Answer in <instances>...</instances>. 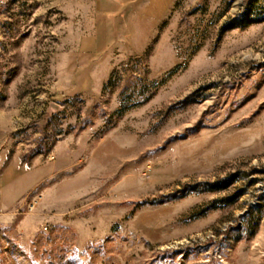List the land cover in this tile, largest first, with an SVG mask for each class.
Instances as JSON below:
<instances>
[{
  "label": "rangeland",
  "instance_id": "obj_1",
  "mask_svg": "<svg viewBox=\"0 0 264 264\" xmlns=\"http://www.w3.org/2000/svg\"><path fill=\"white\" fill-rule=\"evenodd\" d=\"M0 124V264H264V0H13Z\"/></svg>",
  "mask_w": 264,
  "mask_h": 264
},
{
  "label": "crops",
  "instance_id": "obj_2",
  "mask_svg": "<svg viewBox=\"0 0 264 264\" xmlns=\"http://www.w3.org/2000/svg\"><path fill=\"white\" fill-rule=\"evenodd\" d=\"M5 127L0 124V221H9L17 203L52 173L49 164L40 165L39 158L31 163L21 161V150L11 156L6 146ZM4 223V222H3Z\"/></svg>",
  "mask_w": 264,
  "mask_h": 264
},
{
  "label": "built area",
  "instance_id": "obj_3",
  "mask_svg": "<svg viewBox=\"0 0 264 264\" xmlns=\"http://www.w3.org/2000/svg\"><path fill=\"white\" fill-rule=\"evenodd\" d=\"M6 7V0H0V11Z\"/></svg>",
  "mask_w": 264,
  "mask_h": 264
},
{
  "label": "bare ground",
  "instance_id": "obj_4",
  "mask_svg": "<svg viewBox=\"0 0 264 264\" xmlns=\"http://www.w3.org/2000/svg\"><path fill=\"white\" fill-rule=\"evenodd\" d=\"M13 0H6V5L12 2Z\"/></svg>",
  "mask_w": 264,
  "mask_h": 264
}]
</instances>
